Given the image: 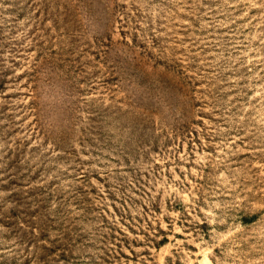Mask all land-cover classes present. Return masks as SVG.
Segmentation results:
<instances>
[{
  "label": "rangeland",
  "instance_id": "374dc122",
  "mask_svg": "<svg viewBox=\"0 0 264 264\" xmlns=\"http://www.w3.org/2000/svg\"><path fill=\"white\" fill-rule=\"evenodd\" d=\"M0 264H264V0H0Z\"/></svg>",
  "mask_w": 264,
  "mask_h": 264
}]
</instances>
